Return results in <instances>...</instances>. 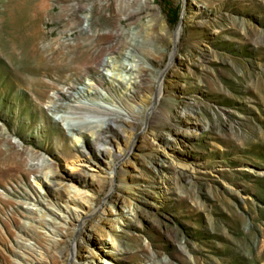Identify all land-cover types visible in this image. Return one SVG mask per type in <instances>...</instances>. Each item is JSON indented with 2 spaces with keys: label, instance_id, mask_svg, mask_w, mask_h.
I'll list each match as a JSON object with an SVG mask.
<instances>
[{
  "label": "rangeland",
  "instance_id": "374dc122",
  "mask_svg": "<svg viewBox=\"0 0 264 264\" xmlns=\"http://www.w3.org/2000/svg\"><path fill=\"white\" fill-rule=\"evenodd\" d=\"M5 1L115 48L54 101L0 62V264H264V0Z\"/></svg>",
  "mask_w": 264,
  "mask_h": 264
},
{
  "label": "bare ground",
  "instance_id": "6f19581e",
  "mask_svg": "<svg viewBox=\"0 0 264 264\" xmlns=\"http://www.w3.org/2000/svg\"><path fill=\"white\" fill-rule=\"evenodd\" d=\"M27 3L33 12H35L39 6L38 4H33V2ZM36 16V13H32L30 10L27 11L25 5H21L19 8L13 7L12 11H10L7 1H5L3 5H0V62L12 67L13 83L22 85L27 90L32 91L38 98H48L54 101L58 100V97L62 95L60 92H57L54 98H49L47 96L46 89L52 88L58 91V87L54 83L44 81L42 79L44 76L50 77L52 73H55L58 76L57 82H64L67 90H73L76 83V79H74L73 76L81 71H84L86 75L89 74L91 72V67L88 63H93L96 66H103V61L99 60L100 52L103 50H114L115 46L114 44L108 43L107 45H102L100 48H94L89 44L83 43L84 40L91 38L94 33L90 35L87 32H81L79 34L81 41H77L71 45V55L67 52L65 53L60 47H49L47 49L43 46L42 48L40 43L45 39V36L40 33L36 26ZM181 25L182 24L175 29V38L177 40L181 34ZM115 33L118 32L115 31ZM104 36L105 35H100L99 38L102 39L107 37ZM85 47L89 49V61L83 62L81 66L78 67L75 63L80 61V51ZM91 50L93 51L91 52ZM65 71L71 73L64 75L63 73ZM161 89L162 85L160 84V93L158 96L161 94ZM27 95L30 101L34 100L30 97L29 93ZM157 101L158 99L156 102ZM73 130L75 133L80 134V131H77V129ZM102 135V132H97V142L102 143ZM158 137L159 135L157 138ZM35 147L42 148V146L36 145ZM104 149L106 150V148ZM114 155L117 158L119 156V154ZM78 216V222L82 220V226L85 216L82 214H78ZM72 249L74 255L77 251L75 243ZM59 252L63 254L62 249H60ZM70 255L71 254L67 253V258H69Z\"/></svg>",
  "mask_w": 264,
  "mask_h": 264
},
{
  "label": "trees",
  "instance_id": "16d2710c",
  "mask_svg": "<svg viewBox=\"0 0 264 264\" xmlns=\"http://www.w3.org/2000/svg\"><path fill=\"white\" fill-rule=\"evenodd\" d=\"M168 15H169L170 20L173 22L177 21L179 18V12L176 9H170Z\"/></svg>",
  "mask_w": 264,
  "mask_h": 264
},
{
  "label": "water",
  "instance_id": "95a60500",
  "mask_svg": "<svg viewBox=\"0 0 264 264\" xmlns=\"http://www.w3.org/2000/svg\"><path fill=\"white\" fill-rule=\"evenodd\" d=\"M181 17H182V9L180 10V13H179V18H178V20H177V24H176V28L179 26V24H180V22H181ZM175 28V29H176ZM174 29V30H175ZM177 39L174 37V39H173V49H175V45H176V43H177Z\"/></svg>",
  "mask_w": 264,
  "mask_h": 264
}]
</instances>
